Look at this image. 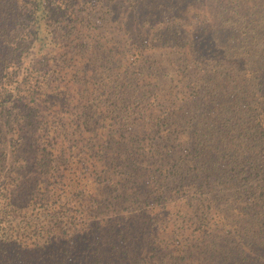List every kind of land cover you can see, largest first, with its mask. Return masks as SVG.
I'll use <instances>...</instances> for the list:
<instances>
[{
    "label": "trees",
    "instance_id": "obj_1",
    "mask_svg": "<svg viewBox=\"0 0 264 264\" xmlns=\"http://www.w3.org/2000/svg\"><path fill=\"white\" fill-rule=\"evenodd\" d=\"M0 264H264V0H0Z\"/></svg>",
    "mask_w": 264,
    "mask_h": 264
}]
</instances>
